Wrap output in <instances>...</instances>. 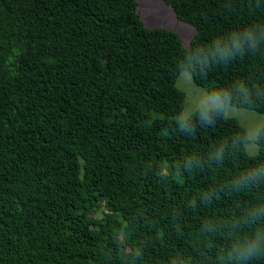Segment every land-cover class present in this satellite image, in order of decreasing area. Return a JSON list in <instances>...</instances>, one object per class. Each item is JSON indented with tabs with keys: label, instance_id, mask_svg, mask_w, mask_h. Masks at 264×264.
<instances>
[{
	"label": "trees",
	"instance_id": "obj_1",
	"mask_svg": "<svg viewBox=\"0 0 264 264\" xmlns=\"http://www.w3.org/2000/svg\"><path fill=\"white\" fill-rule=\"evenodd\" d=\"M166 2L197 27L190 49L146 27L136 0H0V264H235L227 251L264 223L235 224L264 182L231 184L264 166V127L254 156L228 115L195 112L181 131L177 86L187 71L264 114V45L227 64L194 55L264 28V0Z\"/></svg>",
	"mask_w": 264,
	"mask_h": 264
},
{
	"label": "clouds",
	"instance_id": "obj_2",
	"mask_svg": "<svg viewBox=\"0 0 264 264\" xmlns=\"http://www.w3.org/2000/svg\"><path fill=\"white\" fill-rule=\"evenodd\" d=\"M261 45H264V28L252 26L242 32L233 31L227 35V38L216 37L207 49L198 48L195 50L194 55L198 56L200 58L199 63L205 66H207L209 59H212L213 62L223 61L227 64L237 54H243L245 51L252 50L259 51ZM187 59L191 65L193 55H189ZM234 87L245 98L250 97L251 92L243 82H239ZM231 99V94L228 91L213 89L211 94L205 95L197 106L200 119L211 124L213 122L211 119L213 115H227ZM178 123L181 131L192 130L190 116L179 117ZM222 155L223 150L221 149L215 153L214 159L222 160ZM196 163L195 160H188V168H192ZM262 182H264V166L247 170L238 175L231 184L232 188L239 192L241 190H250ZM262 218H264V202L249 207L246 211V217L235 221V224L237 227L241 223L245 225L258 224ZM205 230L211 231L212 229L206 224ZM262 254H264V223H259L258 227L251 234L235 242L227 251L226 256L229 261H235V264H246V262ZM136 255H139V253Z\"/></svg>",
	"mask_w": 264,
	"mask_h": 264
},
{
	"label": "rangeland",
	"instance_id": "obj_3",
	"mask_svg": "<svg viewBox=\"0 0 264 264\" xmlns=\"http://www.w3.org/2000/svg\"><path fill=\"white\" fill-rule=\"evenodd\" d=\"M138 13L148 28L168 29L178 34L185 48L190 49L198 29L195 25L181 20L173 7L166 0H136ZM187 73V74H185ZM179 89L186 93L185 109L181 116H192L197 112L200 100L209 95L208 92L197 86L190 73L183 72L177 81ZM229 117L236 118L248 130L247 152L254 156L259 153L257 138L260 130L264 127V114L243 108L229 106ZM180 116V117H181Z\"/></svg>",
	"mask_w": 264,
	"mask_h": 264
}]
</instances>
